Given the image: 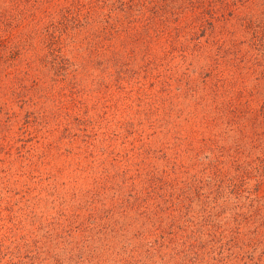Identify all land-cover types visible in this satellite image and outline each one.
<instances>
[{
    "label": "rangeland",
    "instance_id": "obj_1",
    "mask_svg": "<svg viewBox=\"0 0 264 264\" xmlns=\"http://www.w3.org/2000/svg\"><path fill=\"white\" fill-rule=\"evenodd\" d=\"M72 6L80 29L69 24L62 28L61 35L55 33L61 37L56 48H60L63 64L59 59L54 62L55 56L48 55L38 41L33 44L35 51L21 52L18 61L14 59L17 55L0 53V240L7 238L4 252H12L20 259L26 249L20 246L27 230L46 226L63 210L74 211L76 196L82 198L84 191L94 186L87 166L102 159L105 151L110 154L106 163H113L135 145L136 152L140 150L147 157L148 165H158V172L163 169V134H154L152 128L159 126L161 119L155 96L166 99L184 88L190 80L183 79L190 63L189 73L197 77L194 69L206 65L212 41L218 39L237 50H247L250 20L263 13L264 0H0V37L7 45L14 44L21 35L30 34L37 21L43 23L46 16L59 18ZM155 14L157 18L152 22L150 17ZM86 16H90L89 21L99 22L88 26ZM44 21L49 26L50 20ZM104 25H115L127 33L124 43L117 46L118 52H114L117 54L109 53L108 58L100 59L97 53L101 44L107 46L112 41L108 31L103 32ZM144 27L152 30L144 34ZM157 28L171 29L181 37L175 44L167 41V35L158 39ZM88 31L100 34V38L97 34L92 37V43L100 40L98 48L85 46ZM211 32L217 37L209 38ZM195 45L205 52L185 62L181 51L188 48L190 52ZM198 93L202 96L201 91ZM189 104L185 101V106ZM192 104L198 113L199 120H193L196 124L203 117L206 102L196 100ZM185 120L174 118L181 132L188 128ZM234 138L228 137L222 145L234 147ZM237 138L239 144L244 143L245 139ZM263 155L256 152L258 158ZM138 169L134 166L130 171L133 174ZM207 176L206 194L211 186ZM225 184L221 191L224 196L218 200L220 213L214 219L227 230L228 240L236 247L229 262H218L228 255V247L221 246L228 240H221L219 235L224 229H214L217 250L210 253L211 238H206L203 264H264V229L257 228V224L247 226L243 221L244 215H252L264 223V185L262 190L251 186V198H245L244 193L237 200L235 195H228L229 184ZM21 207H25L21 214L24 228L7 237L8 218L17 216ZM256 209L261 218L255 215ZM238 215H242L240 221L235 222ZM209 229L207 226L206 233ZM31 251L32 248L26 252ZM4 252L0 253V264H9L12 261L4 257L9 253Z\"/></svg>",
    "mask_w": 264,
    "mask_h": 264
},
{
    "label": "trees",
    "instance_id": "obj_2",
    "mask_svg": "<svg viewBox=\"0 0 264 264\" xmlns=\"http://www.w3.org/2000/svg\"><path fill=\"white\" fill-rule=\"evenodd\" d=\"M74 8L69 7L59 18L46 16L49 26L44 24L45 18L43 23L37 21L34 32L21 35L14 44L7 45L9 43H4L0 37V53L17 55L14 59L18 61L21 52H34L32 48L38 41L48 50V55L55 56L54 62L59 59V64H63L60 48H56L61 37L55 33L61 35L62 28L69 24L80 29L76 27ZM89 17H85L86 25L99 22L89 21ZM154 17L157 18V14L150 17L152 22ZM107 20L110 21V17ZM250 22V38L245 43L247 50H237L236 46L219 43L218 39L219 42L212 41L213 47L208 49L211 57H207L206 65L194 69L197 77H191L190 63L183 77L190 80L184 88H178V93L166 99L155 96L156 111L162 120L159 126L152 128L154 134H163L160 139L163 169L158 172V165H148L147 157L140 150L136 152L135 145L113 163H106L110 154L105 151L102 159L88 164L89 180L94 186L84 191L82 198L76 196L75 210H63L56 218L51 217L52 225L50 222L27 230V236L22 239L23 247L20 246L21 250L26 248L21 259L14 257L12 252H4L7 238L0 240V253H9L4 255L12 261L9 264H203L201 256L206 238H211L210 253L217 250V230L224 228L219 222L216 224L214 216L220 213L218 200L224 196L221 191L225 183L229 184L228 195H235L237 200L244 193L245 198L250 199L251 186L262 190L264 185V158L256 157L258 151L264 154V11ZM39 25L42 26L37 27ZM102 30L104 34L108 31L112 41L107 46L101 44L100 53H97L100 59L108 58L109 53L117 54L114 52H118L117 46L124 43L127 33L115 25H104ZM150 30L151 27H144L142 31L147 34ZM170 31L157 28L156 38L167 35V41L175 44L181 36ZM96 34V31H88L85 46L98 48L99 33L92 43ZM214 36L217 37L214 32L209 34V38ZM70 40L75 44L73 37ZM181 52L186 62L189 57L194 59L205 51L195 45L190 52L188 48ZM26 66L31 69L30 61ZM196 100L206 102L198 125L193 122L199 120L196 106L192 104ZM185 101L190 104L185 106ZM183 117L188 128L181 132L173 121ZM230 136L235 137L236 143L228 149L222 143ZM237 137L245 139L244 143L239 144ZM134 166L139 169L132 174L130 169ZM206 174L208 185H211L207 194ZM187 175L192 178H186ZM22 213L25 207L18 209L17 216L8 218L7 237H11L12 231L18 233L24 228ZM255 215L261 218L259 209L255 210ZM239 216L242 215H238L235 222L240 221ZM243 221L247 226L257 224V228L264 229V223L252 215H244ZM207 226L211 228L208 233ZM219 235L221 240L230 238L225 229ZM12 242L17 243L13 238ZM221 246L228 247V255L218 262H229L236 245L228 240ZM30 248L32 251L26 252Z\"/></svg>",
    "mask_w": 264,
    "mask_h": 264
}]
</instances>
